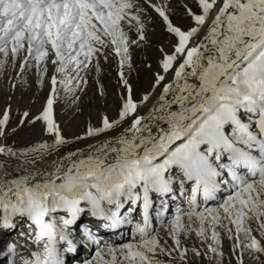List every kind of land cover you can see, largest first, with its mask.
<instances>
[{"label": "snow or ice", "instance_id": "6c2138e0", "mask_svg": "<svg viewBox=\"0 0 264 264\" xmlns=\"http://www.w3.org/2000/svg\"><path fill=\"white\" fill-rule=\"evenodd\" d=\"M148 3L176 39L171 51L161 49L162 71L152 88L162 90L143 116L138 106L152 93L134 97L123 74L130 45L145 39V9L137 0H0V54L10 53L13 62L22 56L21 69L35 62L40 76L52 68L46 103L33 117L43 120L51 142L21 149L0 144V155L20 161L15 174L0 161V228L26 220L27 232L19 235L34 245L19 264H65V253L77 251L69 227L84 213L104 229L130 232L116 242L80 225L84 240L95 245L83 264H175L174 252L187 264L189 252L200 255L182 246L181 232L187 238L190 231L210 238L205 256L219 258L217 225L234 238L237 264L246 249L264 253V0H198L200 12L188 9L187 28ZM113 55L126 89L118 113L65 136L53 116L57 84L80 90L84 73L99 72L100 57ZM170 71L172 79L162 83ZM8 119L5 108L0 136ZM89 139L94 142L59 154ZM53 153L55 159H46ZM6 248L7 264H16L15 245Z\"/></svg>", "mask_w": 264, "mask_h": 264}, {"label": "rangeland", "instance_id": "374dc122", "mask_svg": "<svg viewBox=\"0 0 264 264\" xmlns=\"http://www.w3.org/2000/svg\"><path fill=\"white\" fill-rule=\"evenodd\" d=\"M144 12L146 14H149L148 11ZM157 31L159 35L160 30L157 29ZM149 36L150 35H148V37ZM149 39H151V37ZM145 42L148 44L150 43V41L148 42V39ZM154 45L156 46V43ZM138 47H134L133 59H135L137 63L141 59V63H139L138 65H147L148 68L149 66H151V63L147 62L146 64H144V62H146V58H143L144 54L141 51L143 49H139ZM19 58L21 59L22 56H18L15 62L11 60V64L8 65L9 67L6 66L5 72L0 75V116H2L5 108L9 109V119L5 126L4 135L0 136V144L10 146L14 149L27 148L28 146H34L42 141L51 142L52 140V137L44 131L45 125L43 120H33V117H38L40 112L43 110V106L38 107L37 110H35L34 107L37 105V101H39L38 98H44V100H47L50 88L49 80H47V77L44 78V76L40 78V75L37 73V67L32 70V67L28 66L25 69H31V71H27L28 74L25 75L24 82L22 83L20 81H17L16 76L21 69V67L18 69ZM106 62L107 64H116L115 60L111 56L108 57ZM129 65L130 64H125L123 69ZM158 66L160 67V64H158ZM153 73L154 70L150 74L152 78ZM37 74L40 79H37ZM155 74L157 73L155 72ZM87 79L89 80V82L87 81V86L86 84H84L82 87H79L80 90L76 91V93H78V96H76L77 100L74 103L71 102V95L67 94V91H65L64 87L57 84V91L54 95L53 100V116L55 121L58 123L62 133L65 136L68 135L67 137L77 135L78 132L80 133V131L85 128V124H88L90 122L91 117L99 115L101 118V116L107 111L105 106L106 103H104L105 100H103V98L105 97L103 96V89L100 85V82L96 79V73L92 74L91 72L88 75ZM38 80L42 82H38ZM91 84H95L97 87H99V96H96V99L94 98V92H91V90L88 89V86H90ZM124 88L125 86L123 87V89ZM44 102L45 101H42V104ZM113 110V117H115L118 112L116 109ZM25 112L28 113L27 116H24ZM23 137L33 138L34 143L25 145ZM87 215L89 214H85L84 218L80 219L78 223L83 224ZM154 220L155 216L153 214V221ZM164 222L168 223L167 220H165ZM185 223V226H187V220L185 221ZM222 223L226 224L227 221H223ZM251 223L253 228L255 229L254 221ZM73 227V225L69 227V232L70 234H74V242L77 243L83 241L84 238L81 234V231L78 232V234L76 233V235L74 232H71V228ZM192 227L193 229H195L197 227V224L194 222ZM217 230L221 235L220 250L223 252V256L219 258H217L216 254L213 253H208V255L205 256V252H207V244L212 242L210 238L202 241L198 236H196L195 231H190L187 238H185L183 232H181L180 238L183 244L182 246L188 248H196L200 252L199 256L195 255L192 252H189L187 264H237L236 256L233 255L232 249L234 238L233 240H229L224 231V228L220 225H217ZM253 234L258 236V233H256L255 231L253 232ZM160 235L162 238L164 237V240H167L168 245H172L170 237H167L166 230L162 226ZM206 235L210 237V230ZM241 239H243V236H241ZM93 245L89 246V252L84 256V260L87 256L90 257L93 254V252L90 251ZM236 251L239 255V250L237 249ZM173 256L176 257L175 264H184L183 261H179L178 253L174 252ZM243 264H264V253L246 249L243 252Z\"/></svg>", "mask_w": 264, "mask_h": 264}, {"label": "bare ground", "instance_id": "6f19581e", "mask_svg": "<svg viewBox=\"0 0 264 264\" xmlns=\"http://www.w3.org/2000/svg\"><path fill=\"white\" fill-rule=\"evenodd\" d=\"M152 3H155L158 7L164 8L166 10V14L169 16V18L172 20V22L174 24H176L177 26H180L182 28H187L192 26V20H191V16L188 14V9L190 8L193 12L199 13L200 12V8L198 5V0H151ZM137 3L140 7H142L143 9H145V11H148L149 14H146L145 12H143L142 15V21L145 25L144 31H145V39L143 41H137V44L135 45H130V65L125 67L123 69V74L124 77L127 79L128 83L131 85L132 88V93L134 95V97L136 98H140L144 92H151L152 96L149 98V101H146L144 105L138 106V112L140 115L146 116L149 113V110L152 109L154 103H156V98L159 96L160 91L162 90V85H157L155 89L152 88V84L154 82V75L156 76L155 72H161V67L158 66L160 59L162 58V54H161V49H164L165 52H169L172 50V44L175 43V37L174 35L170 34L163 22L162 17L159 15V13H157L155 11V9H153L150 5V3H148V0H137ZM157 29L160 30V33L158 35V31ZM129 35L131 36L132 39H136V33L135 30L133 29L132 32L129 33ZM148 35H150L148 37ZM151 37V39H149ZM155 38V39H153ZM148 39V42L150 41V43H146L145 41ZM156 43V46L154 45ZM139 46V47H138ZM134 47H138L139 49H143L141 50L142 53L144 54L143 58H146V62H144V64H146L147 62L151 63V66H149L147 68V65H138L139 63H141V59L140 61L137 63L135 61V59H133V50ZM113 57V59L115 60L116 64H110L106 62V60L103 58V56L100 57V71L97 72L95 67H90V69L84 73V76L86 77V79L88 78V75L92 72V74L96 73V79L100 82V85L103 89V96H105L103 98V100H105L104 103H106V112L105 114L108 115L110 118H114L113 117V109H116L117 112L122 104V97L126 96V89H123V84L120 83V68L118 67L119 64L118 62V58L115 57L114 55L111 56ZM22 59V58H21ZM20 58L19 60V67L20 68ZM0 60H4V63L0 64V75L3 74L5 72V67H9L8 65L11 64V54L9 53V56L5 59L3 57L2 54H0ZM17 60V61H18ZM113 62V60H112ZM104 65V66H102ZM127 65V64H126ZM31 69L33 70L34 68H36V64L35 62H33L31 64ZM27 68V67H25ZM20 69L19 73H17L16 79L17 81L20 82H24V78L25 75L28 74V72L31 71V69ZM114 71H112V70ZM154 70L153 73V78L150 76L151 72ZM28 71V72H27ZM40 71H43V68L41 67ZM18 72V70H17ZM37 73H38V69H37ZM52 73V68L49 65V69L48 72L45 73L43 76L44 78L47 77V80L50 81V76ZM14 74V73H13ZM39 74V73H38ZM37 74V79H40L42 76H38ZM166 75V79L162 82V83H167L168 80L172 79V73L171 71ZM43 78V79H44ZM87 81L89 82V80L87 79ZM50 84V83H49ZM84 84L79 85V87H82ZM50 86V85H49ZM87 86V83H86ZM88 89L91 90V92H94V98L96 99V96H99V87H97L95 84H91L90 86H88ZM49 92H50V88H49ZM68 95H71V102L74 103L77 98L76 96H78L75 92H67ZM68 97V96H67ZM169 98H171V96H169ZM39 101H37V105L34 107L35 110H37L38 107L44 106V103L46 102V100L38 98ZM41 100V101H40ZM42 101H45L42 104ZM93 104V102H92ZM40 109V108H39ZM21 115V114H20ZM100 116L96 115L94 117H91L90 122H92L93 124H99V120ZM71 123V122H70ZM74 123V122H73ZM76 125V123H75ZM87 126V123L85 124ZM85 126V127H86ZM125 126H126V122H125ZM121 129H117V131H120ZM71 132V131H70ZM69 132V133H70ZM66 133V132H65ZM76 133V132H75ZM109 134H115V133H109ZM70 135V134H69ZM77 135H79V132L77 133ZM68 136V135H67ZM102 137H97L96 139H101ZM24 144L25 145H29V144H33L34 140L31 137H26L24 138ZM93 143L94 140H87L84 142H80L77 144H72V145H68L65 146L64 148H61L59 151L60 155H63L64 151L66 150H71L74 147H83L84 143ZM56 158V154H51L49 157H46V159H48L49 161L51 159H55ZM0 161H4V168L12 171L13 169H16V166L20 163L19 160H17L16 158H11V157H6L3 155H0ZM14 174V172H13ZM172 207H175V205H173ZM87 213L82 214L81 217H79L76 221V223L73 224V228H71V232H74L75 235L76 233L78 234V232H80V225L78 221H80V219L84 218V215ZM187 220V218L184 219V223ZM100 223H102V221H98L96 218L91 217L90 215H87V217H85V221L83 223V225H87L88 227H90L91 229H93L94 231H97V234L100 236L102 234H113V238L116 242H120L119 237L120 234L125 232L126 226L121 227L120 229L113 231V230H106L102 227H100ZM165 223V222H164ZM167 223V222H166ZM186 225V223H185ZM8 229L0 232V255L2 254H6L5 250L6 247H3L4 243L7 240V235H8ZM129 232V231H128ZM80 234V233H79ZM74 234H71V236L73 237ZM163 235V234H162ZM76 237V236H75ZM168 237V236H167ZM74 239V237H73ZM164 239V237H163ZM75 240V239H74ZM77 251L76 252H72V253H65V264H73V260H75V262L77 264H83L84 261V256L89 252V246L93 245L92 243L87 242L86 240L77 242ZM183 245V244H182ZM2 256H0L1 258ZM163 260H168L169 257L167 256H163L160 257ZM0 264H5L4 262L1 261L0 259Z\"/></svg>", "mask_w": 264, "mask_h": 264}]
</instances>
